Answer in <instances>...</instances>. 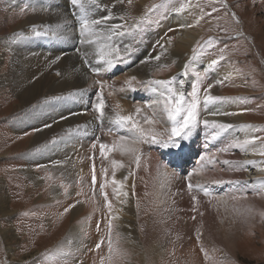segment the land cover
I'll return each instance as SVG.
<instances>
[{
    "label": "rangeland",
    "instance_id": "rangeland-1",
    "mask_svg": "<svg viewBox=\"0 0 264 264\" xmlns=\"http://www.w3.org/2000/svg\"><path fill=\"white\" fill-rule=\"evenodd\" d=\"M34 1L0 0V38L11 34L14 26L18 31L21 23L34 16ZM116 4L122 10L115 14H127L129 23L132 18L141 17L146 8L153 4H162L163 7L150 14L151 22L145 23L141 33L134 37H113L112 43L116 40L118 44H115L121 48L127 44L133 51L124 57L123 63L108 71L101 70L97 77L92 76L90 108L92 109L91 104L96 93L100 91L101 85L97 83L100 81L106 85L103 91L104 97L109 100V116L115 119L116 112L130 115L135 113L136 108H141L142 111L136 119L143 124L144 116L153 115L152 101L155 94L137 82H133V87L137 90L132 91L125 83L123 87H115L109 81H121L137 67L148 64L141 62L149 55L154 57L162 51L161 62L151 61L149 64L152 63V67L146 77L138 81L169 80L175 77L172 87L178 90L182 81L181 75L186 72L188 76L183 92H191L193 84L200 88L199 123L188 139L174 138L182 147H165L163 141L168 139L165 131L170 130L172 125L167 118L160 121L164 114L157 110L158 122L154 128L162 134L157 137L161 142L142 143L138 147L141 157L144 152L149 155L158 154L162 163L165 158L168 161L173 159L170 154H176L167 150L177 151L179 158H183V166L174 168V165L169 164L167 169L161 170L158 167L156 172L152 170L137 175L138 166L130 157L124 170L127 180H124L125 177L115 176L117 181H123L121 191L128 195H115L113 189L117 185L111 182L113 168L104 165L106 159L101 156L99 145H111L119 135L129 133L114 123L108 129L103 128V121H97V114L92 112L90 115L95 122L97 136L85 140L84 147L70 156L76 169L67 176L55 169L56 160L42 155V145H32L33 138L29 143L25 142L27 135L34 136L37 133L36 127L27 126L13 130L11 121L22 116L24 112L18 111V100L9 90H0V206L5 210L0 209V264H101V258H104L103 264H264V217L261 215L264 213V190L256 185L255 180H249L250 174L254 172L244 161L249 159V152L239 148L229 150L230 153L218 151L236 142L240 128L246 138H261L246 148L256 144L258 151L264 150V0H133L131 5L128 0H123V3H118L117 0L103 2L105 7ZM182 5L183 10L179 12L183 16L184 13L192 11L191 16L195 18L193 26L199 33V38L192 45L188 56L183 59L181 70L176 67L175 61L170 60L168 52L179 41L178 32L181 28L171 19ZM214 8L216 11H213ZM108 23L120 24L123 21L115 19ZM29 31L33 32V28ZM169 38L170 44L167 43ZM105 42L103 39L99 41ZM159 45H164V48ZM194 48L198 50L195 56ZM221 55L224 56L223 60H219ZM0 57L3 70L7 71L12 59L9 50L0 47ZM190 57L198 59L196 68L192 65L194 58L190 60ZM212 60H219V63L211 70H203L201 65L210 64ZM186 63L189 64L188 69L184 67ZM157 64L168 67L158 70ZM204 89L222 100L205 108ZM109 92H112L111 96L108 95ZM120 100V108H116ZM223 119L227 123L222 122ZM233 119L238 123L229 122ZM205 120L233 127L213 140L212 135L217 129L206 127L203 124ZM84 129L90 130L89 127ZM109 129L111 134H108ZM94 142L96 147L93 149ZM112 153L108 154V158ZM212 153L214 155L209 157ZM227 153L231 156L228 157ZM202 155H207L213 163L201 161ZM251 159L253 163L257 162L264 167V156L255 153ZM227 160L229 163L225 164L224 161ZM93 165L95 185L92 183ZM215 165L218 166L220 174ZM166 170L176 176L174 180ZM231 174L236 178L229 181ZM221 176L227 178L220 179ZM141 180L149 185L140 182ZM220 180L228 181V184H217ZM138 181L146 185L142 187L143 192ZM189 183L193 185L191 192L188 190ZM101 184H105L104 193L112 205L111 211L105 206ZM197 185L200 187L197 188ZM204 188L209 192V197H205ZM231 189L235 190L234 193L226 196V200L222 199ZM193 195L197 197L196 202L192 200ZM136 198L141 206H137L136 202L133 205ZM143 198L147 200L141 203ZM121 199L128 203H120ZM194 204L197 209L195 212L192 211ZM73 205L74 207H70ZM129 205L132 214L126 212ZM75 207L78 209L77 214L73 213ZM65 209L69 210L65 212ZM114 209H117L120 216L122 213V218L125 219L120 226L126 225L131 231L132 239L135 238L133 246L132 239L123 241L116 227L118 220L114 216ZM138 216L150 218L147 223L143 221L144 225L138 221ZM110 219L113 225V248L118 249L122 257L111 262L108 260L107 227ZM147 224L159 238L161 251L157 259H153L146 246V249L141 248ZM71 231L77 235L75 238L70 236ZM124 242L131 245L125 246ZM98 243L100 247L97 249Z\"/></svg>",
    "mask_w": 264,
    "mask_h": 264
},
{
    "label": "bare ground",
    "instance_id": "bare-ground-1",
    "mask_svg": "<svg viewBox=\"0 0 264 264\" xmlns=\"http://www.w3.org/2000/svg\"><path fill=\"white\" fill-rule=\"evenodd\" d=\"M104 1L99 0L101 8H106L105 5H103ZM34 5L36 6V10L35 14L33 13L34 16L32 15L33 17H31L29 20L27 18V22L21 23L18 31L14 26L15 28L13 27L11 29V34H7V36H2L0 38V47L3 46L4 48L8 49L12 57V59L10 60V68L7 71L3 70V63L0 59V90H9L11 95L15 96V98H17L18 100V106H16L18 111L24 112L22 116L11 121L10 124L13 130L16 131L27 126H34L36 127V129H41L40 131H37L34 136L27 135L24 139L25 142L29 143V140L33 138L32 145H42V155H44L45 157L47 156V158L52 157L54 160H56L54 162L56 163L54 166L55 169L69 176L76 169V166L73 165V162L70 161V158H72L70 156L74 154L77 149H82L84 147L85 140H91L93 139V137H95V135L97 136V131H95L97 130L95 129V122L90 115L93 111L90 108L89 101V95L93 92L90 83L92 80V76L97 77V73H94L93 75V72L90 71V67L85 66L82 59L84 52H92L93 46L82 45L80 43L77 18L72 15L74 9H72L69 0H35ZM110 7L112 8V11L114 13L120 12L122 10V8L118 4ZM69 9H71V11ZM191 12H189L188 14L184 13L183 16V14L178 11L177 13H175V17L171 19L173 20V22H176L178 24V26L181 28H179L181 31L178 32L179 41L177 42V44L175 43L176 45L174 49L167 52L171 58L170 60L175 61L176 67L181 70L183 59L188 56V53L192 49V45L199 38V33L194 29L193 26L195 18L193 19V16H191ZM101 15H107V12L96 11L94 13L95 17H100ZM188 25H191V27H189ZM33 26L37 27V30L46 31L48 35L35 37L33 32L29 31L33 28ZM53 33H55V35H53ZM44 40H46L47 42ZM115 41H113V44L117 43ZM57 56L61 57V59L56 64H52L51 66H49L50 62ZM89 58L92 60V67H100L101 70L104 69L102 63L96 64L94 57L90 56ZM196 59L197 58H194V60H192V65H195V68L199 64L196 63V61L198 60ZM201 66H203V70H208L209 64L204 63ZM151 67L152 63L143 64L140 67H137V69L134 70V72L130 73V75L125 76L124 79H120L121 81L115 79L114 81H109V83L115 87H123L124 82L130 76H136L137 80H144L148 70ZM3 71H5L4 74ZM57 73L60 74L57 75ZM181 76L183 87H181L180 84L178 89L179 91H183V88L186 87L185 81L188 74L184 72V74H182ZM70 93H77V95L69 96ZM56 97H63V99H55ZM105 100L107 104V107L105 108V119L103 118L101 120L97 117L96 118L97 121L99 120V122L103 121V128L108 129L110 127L109 125L114 123V118L112 116H109V100L106 97ZM121 102L122 101L120 100L118 104H121ZM219 107L222 108V106ZM62 116L67 117V119H61ZM163 120H166L165 115L161 116L160 118V121ZM224 121L226 122L227 120L223 119L222 122ZM229 122H232L234 124L238 123L234 119ZM45 124H50L51 127L44 128ZM78 125L89 127L90 130H83L84 127L82 129H77ZM92 125H94V127H91ZM69 129H76V131L69 133ZM240 130L241 128L238 130L240 134L237 135L238 139L236 141H243L244 139H248ZM247 134L248 133H246V135ZM53 141H55V143H53ZM246 149L249 152V159L245 157L246 159H244V161H253V159L251 158H254L255 153L260 152L258 151V147L256 144L252 145L251 147H247ZM253 149H255L257 152ZM167 151L171 153L175 152L176 154H170L173 159L168 161L167 158H165L166 162L164 161L163 163L161 162V156H159L158 154L149 155L144 152V155L140 159L139 166L137 167V175L138 173H146L152 170L156 172L158 167L161 168V170L166 167L168 168L169 164L174 165V168L182 167L183 158H179V154L177 153V151ZM195 152L196 148L194 149V153ZM230 152L231 151H229V153ZM229 153H227L228 157L231 156ZM213 155V153L209 154V157H212ZM112 159L121 161L124 165V167L117 168L115 170V176L121 178L125 177V165L127 164V160L130 159V156L121 155L118 151H115L110 154L109 158L106 159V164L104 165L108 166L109 168H113L111 165ZM246 164L248 165V167H250V170H254V172L250 174L252 177L249 176V180H255L256 185L264 190V181H262L264 180V171L260 170L264 169V167L261 164H257V162ZM146 167H149L150 169L147 170ZM192 170L194 171V164ZM216 170H218L219 173L220 170L218 169V166H216ZM166 173L171 175V178H173V180L175 179L176 176L169 173L168 171ZM234 174L230 175L231 179L229 181H232L234 180L233 178H236ZM223 177L224 176H221L219 178L223 179ZM143 180L145 181V179ZM140 182L143 181L141 180ZM140 182L138 181L139 186L141 187V191L143 192L142 187H146V185L148 186L149 184L148 182H143L146 184L143 185ZM204 182H206V180ZM226 182L228 181L220 180L218 181V183H215L225 184ZM235 190L230 191V193L227 192V194L222 199L226 200V196L232 195L234 193L233 191ZM135 192H137V190H135ZM205 197H209V195ZM137 199L138 198H136V201H133V205H135L136 202L137 206H141L139 200L137 201ZM146 200L147 198H143V200L141 199V203ZM115 205L118 206L119 204ZM1 208L2 211H5L2 206H0V209ZM117 209H114V216H116V220H118V222L116 221V227H118L123 241L130 240L132 239V236L130 234L131 231L124 224L120 226V223L125 221V219L122 218V213H120L121 216L119 215ZM127 209L128 210L125 211L131 212L132 214L130 205L127 207ZM73 210V213L75 212L74 214L78 213V209L76 207ZM149 218V216H138V221H145L147 223ZM150 221L152 220L150 219ZM145 222H143L144 225ZM151 228L152 227L149 228L148 224L145 226L146 233L143 237L141 248H144L146 246L153 259H157L158 255H160L161 245L159 243L158 236L153 233V228ZM70 236L72 238H75V236L77 235L74 234V231H71ZM132 241V245L128 242H124L125 246H133L135 238L132 239Z\"/></svg>",
    "mask_w": 264,
    "mask_h": 264
},
{
    "label": "snow or ice",
    "instance_id": "snow-or-ice-1",
    "mask_svg": "<svg viewBox=\"0 0 264 264\" xmlns=\"http://www.w3.org/2000/svg\"><path fill=\"white\" fill-rule=\"evenodd\" d=\"M72 9H74L72 15L77 18L78 23V34L80 37V43L82 45H89L93 46L92 52H84L83 54V63L85 66L90 67V71L93 73H99L101 71L100 67H92V60L89 58L94 57L96 64H103L105 71L113 69L117 64L124 62V57L129 56L133 49L125 44L123 48L117 46L113 43H110L113 37H123V36H135L141 33L144 30L145 23L151 22L150 14L153 13L154 10L163 7V5H156L153 4L150 7H147L144 14L138 18H132L131 23H129L127 14L117 16L111 7L101 8L99 0H69ZM118 3H123V0H117ZM133 0H128V4L131 5ZM183 5L177 11L183 10ZM47 10V9H45ZM21 11H24L22 9ZM96 11H106L107 15L95 17L94 13ZM213 11H216L214 8ZM120 19L123 23L120 24H109V21ZM191 27V25H188ZM171 31V29H170ZM33 34L35 37L46 36L48 33L46 31L37 30L35 26H33ZM55 35V33H53ZM103 39L105 43H99V41ZM168 43H171V38L168 39ZM162 49L164 45H159ZM197 49H193L194 56L197 53ZM223 51V50H222ZM163 52L160 54L155 55L154 57L149 55L144 61L141 63H150L151 61H160ZM194 58V57H193ZM193 58H190L193 59ZM61 57L57 56L54 60L50 62L52 64H56ZM224 56L221 55L219 60H223ZM219 60H212L208 66V70H211L215 65L219 63ZM157 69L166 68L168 65H156ZM185 69H188L189 64H185ZM60 73H57L59 75ZM137 82L145 89L151 91L155 94V99L152 101V105L154 106V112L152 116H144L143 117V124L141 121L136 119L142 109L136 108L135 113L130 115H122L119 112L114 113V124H116L119 128L126 129L129 133L128 135H119L111 145L100 143V154L105 159L108 158V154L114 151H118L121 155H128L134 159L137 166H139V162L141 159L140 149L138 147L139 144L142 143H159L157 139L158 136H161V133H158L154 125L158 122L156 119V111H162V113L166 116L167 120L171 122V129H166L165 134H167L168 139L163 141L165 147L175 146V147H182V145H178L176 139L179 138L181 140H186L189 138L192 130L197 126L199 123V109L201 106V97L199 95L200 88L197 84L192 85V90L189 93H185L183 91L176 90L172 87L173 83L175 82V77L169 80H149L147 82L138 81L136 76H130L124 83L125 85L131 89L132 91H136L137 88L133 87V82ZM100 91L96 93L95 100L92 102V111L97 114L98 119H103L106 115L105 108L107 107L106 100L104 97V88L106 85L102 84L100 81ZM181 87H183V81H180ZM211 88V85L209 86ZM123 90V89H122ZM203 95V105L206 108L209 104L216 103L222 100L221 97L213 96L209 94L208 89H204ZM77 93H70L69 96H76ZM109 96L112 95V92L108 93ZM186 96L188 98H186ZM55 99H63V97H56ZM116 108H120V105L117 104ZM214 114H222V115H234L235 113H214ZM61 119H67V117H61ZM203 124L206 127H211L213 129H217L216 132L213 133L212 139L215 140L221 133L231 129L233 125L217 123L215 121L209 122L207 120L203 121ZM143 125H147L148 127H144ZM50 124H45L44 128H50ZM84 126H77V129H82ZM250 127V126H248ZM41 129H35V131H40ZM69 133L76 131V129H69ZM86 134V133H85ZM111 134V129H109V133ZM261 139L260 137H251L248 139H244L243 141H236L233 143L228 144L226 147L218 149L220 152H228L232 148H239L241 151L246 149V146L250 144H254L256 140ZM99 141V137H97V142ZM55 143V141H53ZM96 147V142L92 144V148ZM207 147V144L205 145ZM261 156H264V150H261L257 153ZM92 159V157H90ZM201 161H207L208 163H212V160L209 159L207 155H202L200 157ZM225 164L229 163V161H224ZM245 163H253L252 161H245ZM111 165L113 167V180L111 181L114 185H117L113 189V192L117 196L127 197V192H122L121 188L123 187V181H117L115 179V170L117 168L124 167L121 161L116 159L111 160ZM201 169H203V164H201ZM264 171V169H260ZM105 173L107 169L104 170ZM131 174V173H130ZM191 173H189V176ZM127 180V177L124 178ZM92 183L95 185L96 177H95V168L93 165V176H92ZM197 188L200 186L197 185ZM105 184L100 185L101 194L105 197V206L109 208L111 211L112 205L108 202L107 194L104 193ZM193 189V185L191 183L188 184V190L191 192ZM204 194L207 196L209 192L205 188ZM134 194V193H133ZM192 200L194 202L197 201V197L195 195L192 196ZM126 200L121 199L120 203H126ZM70 207H74L70 206ZM69 209H65L67 212ZM196 207L192 208V211H196ZM203 215V213H201ZM264 217V213L261 214ZM115 217H113L114 219ZM195 219V217H193ZM99 228V225H97ZM108 260L111 262L115 258H122L120 257V253L118 249L113 248L111 234L113 225L111 223V219L108 223ZM199 239V237H198ZM97 249L100 247L98 243L96 245ZM201 251L204 252V249L201 248ZM205 256L207 258V253L205 252ZM104 258H101V264H103Z\"/></svg>",
    "mask_w": 264,
    "mask_h": 264
}]
</instances>
